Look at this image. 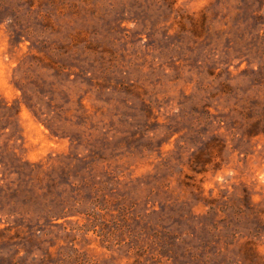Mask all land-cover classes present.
Here are the masks:
<instances>
[{
  "label": "rangeland",
  "instance_id": "obj_1",
  "mask_svg": "<svg viewBox=\"0 0 264 264\" xmlns=\"http://www.w3.org/2000/svg\"><path fill=\"white\" fill-rule=\"evenodd\" d=\"M0 264H264V0H0Z\"/></svg>",
  "mask_w": 264,
  "mask_h": 264
},
{
  "label": "trees",
  "instance_id": "obj_2",
  "mask_svg": "<svg viewBox=\"0 0 264 264\" xmlns=\"http://www.w3.org/2000/svg\"><path fill=\"white\" fill-rule=\"evenodd\" d=\"M206 20H207V18H206V16L204 15V16L202 17V21L200 22V25H201V26H204V25H205V24H204V21H206ZM191 21L194 23L195 26H196V25H199V21H198V22H194V20H192V19H191ZM6 109L9 110V111H11L13 108H11V107H9V106L6 105Z\"/></svg>",
  "mask_w": 264,
  "mask_h": 264
}]
</instances>
